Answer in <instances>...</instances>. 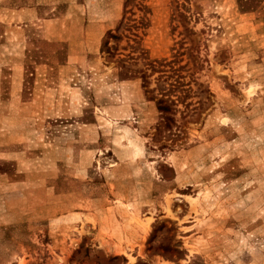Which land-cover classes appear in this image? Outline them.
Instances as JSON below:
<instances>
[{"label":"rangeland","instance_id":"obj_1","mask_svg":"<svg viewBox=\"0 0 264 264\" xmlns=\"http://www.w3.org/2000/svg\"><path fill=\"white\" fill-rule=\"evenodd\" d=\"M0 264H264V0H0Z\"/></svg>","mask_w":264,"mask_h":264},{"label":"trees","instance_id":"obj_2","mask_svg":"<svg viewBox=\"0 0 264 264\" xmlns=\"http://www.w3.org/2000/svg\"><path fill=\"white\" fill-rule=\"evenodd\" d=\"M235 1H236L237 6L239 7V9H241V10H252V9L257 8L263 0H235ZM108 38L114 39L115 37L109 34ZM105 46H106V41L103 42V47H105ZM166 102H167L166 99H164L162 97V95L156 101L157 110L160 113H165V112L169 111V105L170 104L173 105L171 101H168L167 102L168 104ZM165 119H167V117Z\"/></svg>","mask_w":264,"mask_h":264}]
</instances>
